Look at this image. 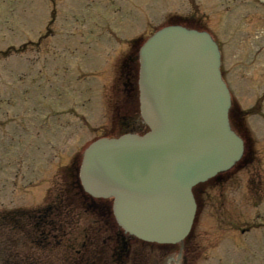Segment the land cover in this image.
Returning a JSON list of instances; mask_svg holds the SVG:
<instances>
[{"label": "rangeland", "instance_id": "374dc122", "mask_svg": "<svg viewBox=\"0 0 264 264\" xmlns=\"http://www.w3.org/2000/svg\"><path fill=\"white\" fill-rule=\"evenodd\" d=\"M51 1L56 10L53 23ZM51 1L0 0V210L40 203L49 186L60 185L65 166L86 142L112 131L111 109L122 103L120 64L133 45L131 38H146L178 6L175 0ZM251 12L253 21L264 26V7L261 19ZM210 15L227 16L226 29L216 25L215 30L223 34L221 39L230 38L233 46L244 50L226 45L222 67L233 100L247 110L257 157L250 166L234 169L223 187L203 184L208 194L195 216L188 264H264V56L251 61L254 45L247 44L249 36L244 37L234 23L240 17L225 10ZM241 56L247 59L240 60ZM62 119L60 128L56 122ZM24 147H28L24 161L12 162L15 154L23 158L19 151ZM32 179L38 182L30 185ZM103 224L97 213L84 214L81 227L72 225L63 243L82 242V226L95 237L103 226L97 234L103 238L107 235ZM5 234L0 226V243ZM133 241L143 246L141 240ZM11 245L17 256H23L19 239L13 237ZM0 250L7 254L6 247ZM180 251L168 257L167 264H183Z\"/></svg>", "mask_w": 264, "mask_h": 264}, {"label": "water", "instance_id": "95a60500", "mask_svg": "<svg viewBox=\"0 0 264 264\" xmlns=\"http://www.w3.org/2000/svg\"><path fill=\"white\" fill-rule=\"evenodd\" d=\"M220 59L206 32L159 30L140 50L141 111L151 131L102 139L85 152V188L114 196L117 220L142 239L183 240L196 208L193 184L241 158Z\"/></svg>", "mask_w": 264, "mask_h": 264}, {"label": "flooded vegetation", "instance_id": "af4514ba", "mask_svg": "<svg viewBox=\"0 0 264 264\" xmlns=\"http://www.w3.org/2000/svg\"><path fill=\"white\" fill-rule=\"evenodd\" d=\"M199 15L200 13L198 11H191L189 13H185L184 15L177 16V20L195 26L201 23V21L197 19Z\"/></svg>", "mask_w": 264, "mask_h": 264}]
</instances>
